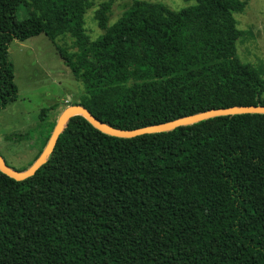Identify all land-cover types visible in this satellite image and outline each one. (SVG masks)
I'll return each mask as SVG.
<instances>
[{"label": "trees", "instance_id": "trees-1", "mask_svg": "<svg viewBox=\"0 0 264 264\" xmlns=\"http://www.w3.org/2000/svg\"><path fill=\"white\" fill-rule=\"evenodd\" d=\"M196 1L176 11L133 0L111 26L113 3H101L103 34L91 40V0H0V112L19 94L11 44L41 34L84 85L70 105L117 129L264 106L263 71L237 54L235 14L249 0ZM24 8L29 32L15 23ZM67 37L70 47L58 44ZM57 109L41 111L37 159ZM0 264H264V114L130 139L73 117L33 177L0 171Z\"/></svg>", "mask_w": 264, "mask_h": 264}, {"label": "rangeland", "instance_id": "rangeland-1", "mask_svg": "<svg viewBox=\"0 0 264 264\" xmlns=\"http://www.w3.org/2000/svg\"><path fill=\"white\" fill-rule=\"evenodd\" d=\"M93 7L86 14V30L91 40L103 34L95 20V12L104 2H112L109 25L116 23L130 8L133 0H91ZM161 2L179 11L196 4V0H145ZM238 28L244 35L237 43V54L244 64H250L264 73V0H249L246 10L235 14ZM21 32L34 29L26 8L15 19ZM61 46H71L70 38L58 41ZM14 63L15 84L19 89L17 101L0 112V151L7 164L16 169L28 168L41 149L40 114L45 108L58 105L49 115L57 122L70 104L80 103L85 93L83 83L76 80L71 70L59 56L56 46L44 34L25 42L15 41L10 47ZM41 128V127H40ZM14 134H29L22 142H9L5 138Z\"/></svg>", "mask_w": 264, "mask_h": 264}, {"label": "water", "instance_id": "water-1", "mask_svg": "<svg viewBox=\"0 0 264 264\" xmlns=\"http://www.w3.org/2000/svg\"><path fill=\"white\" fill-rule=\"evenodd\" d=\"M244 114H264V106H239L231 108L212 109L206 112L186 116L167 123L152 125L135 130H121L100 121L82 105H70L60 115L46 147L30 168L22 172L14 170L7 164L0 151V171L16 181H24L28 178L33 177L37 173V171L47 163L49 157L53 154L56 148L60 135L67 128L69 121L75 116H82L94 128H96L103 134L117 138L130 139L143 135L159 134L173 131L179 127L193 125L215 117L235 116Z\"/></svg>", "mask_w": 264, "mask_h": 264}]
</instances>
